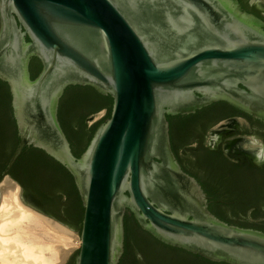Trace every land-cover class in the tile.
<instances>
[{"label":"water","instance_id":"95a60500","mask_svg":"<svg viewBox=\"0 0 264 264\" xmlns=\"http://www.w3.org/2000/svg\"><path fill=\"white\" fill-rule=\"evenodd\" d=\"M33 56L42 64L35 78ZM0 79L20 136L9 167L24 147L39 148L82 197L81 231L63 222L81 240L65 264H118L127 212L166 244L215 262L264 264V232L215 216L170 141L168 116L218 101L264 121V28L235 0H0ZM72 85L113 98L80 157L58 118Z\"/></svg>","mask_w":264,"mask_h":264},{"label":"trees","instance_id":"16d2710c","mask_svg":"<svg viewBox=\"0 0 264 264\" xmlns=\"http://www.w3.org/2000/svg\"><path fill=\"white\" fill-rule=\"evenodd\" d=\"M41 65L38 57L31 58L32 78L38 75ZM5 94L10 97L7 91ZM112 103L113 98L109 94H102L91 86L72 85L66 88L59 102L58 118L76 157L81 156L97 127L110 116ZM216 105L223 112L236 110L219 101L191 114L168 116L172 149L182 168L201 184L208 196V208L215 216L229 224L264 232V166L224 162L214 164L224 159L208 149H205L208 161L206 162V157H202V164H186L184 157L180 156L183 141L187 137H179V122L183 124L188 119L202 117ZM103 108L109 110L106 117L89 126L86 116ZM255 121L262 123L258 119ZM19 141L18 134L13 152ZM17 163L19 164L15 165L23 171V185L34 190L47 212L81 231L84 206L72 174L43 150L31 145L24 147ZM124 227V252L118 264H229L211 261L199 254L160 241L141 228L133 213H126Z\"/></svg>","mask_w":264,"mask_h":264},{"label":"flooded vegetation","instance_id":"af4514ba","mask_svg":"<svg viewBox=\"0 0 264 264\" xmlns=\"http://www.w3.org/2000/svg\"><path fill=\"white\" fill-rule=\"evenodd\" d=\"M235 2L243 12L255 17L264 28V0H235ZM8 88V84L0 79V184L6 177H9L20 186L21 193L27 200L36 203L47 212L41 198L34 190L23 185L22 176L24 175L23 171L15 165L19 164L17 160L9 167L10 159L15 152H13V148L17 144L18 130ZM6 91L10 97L5 94ZM95 113L86 116L87 123ZM255 120L257 118L237 108L223 112L216 105L212 110L206 111L202 117L188 119L183 124L179 122V137H187V140L183 141L180 156L184 157L186 164H202V157H206V162L208 161V156L205 153V149H208L213 153L220 154L219 158L223 157L224 159L214 162V164L256 166L253 159L260 158L257 152L261 145L264 147V121L261 120L262 123H259ZM258 145H260L259 148ZM263 166L264 163L256 167Z\"/></svg>","mask_w":264,"mask_h":264},{"label":"bare ground","instance_id":"6f19581e","mask_svg":"<svg viewBox=\"0 0 264 264\" xmlns=\"http://www.w3.org/2000/svg\"><path fill=\"white\" fill-rule=\"evenodd\" d=\"M257 153L264 157V147ZM0 194V264H62L70 248L48 241L49 231L62 240L73 238L72 232L25 205L20 186L9 177L0 184Z\"/></svg>","mask_w":264,"mask_h":264},{"label":"rangeland","instance_id":"374dc122","mask_svg":"<svg viewBox=\"0 0 264 264\" xmlns=\"http://www.w3.org/2000/svg\"><path fill=\"white\" fill-rule=\"evenodd\" d=\"M106 109L107 108H103L100 111H98L97 113L94 114V117L88 121V125L91 126L94 122H96L97 120H99L101 117H103L106 113ZM21 189V188H20ZM2 198L0 199V203H1ZM25 204V203H24ZM26 205V204H25ZM51 219H53L54 221H56L57 223L63 225L65 228L69 229L72 234H73V238L69 239V240H62L57 236V233L54 230H50L49 231V235H48V241H50L52 244H60V243H65L67 245V247L69 246V252L64 260V262L62 264H65V262L69 259V257L72 255V253L74 252V250L81 244V240H80V235L78 233V230L64 224L63 222L53 218V217H49Z\"/></svg>","mask_w":264,"mask_h":264}]
</instances>
